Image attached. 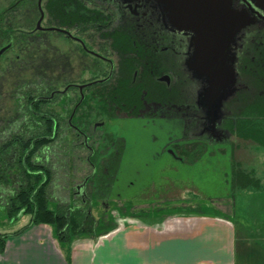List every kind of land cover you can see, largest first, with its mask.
<instances>
[{
	"label": "flooded vegetation",
	"instance_id": "1",
	"mask_svg": "<svg viewBox=\"0 0 264 264\" xmlns=\"http://www.w3.org/2000/svg\"><path fill=\"white\" fill-rule=\"evenodd\" d=\"M48 34L72 40L78 51L91 57L95 69L87 81L63 80L60 86L55 77L47 74V55L43 57L44 64L34 69L40 68L43 88L51 91L36 97L30 93L25 98L32 115L62 124L66 121L69 129L63 124V133L70 131L88 150L85 162L91 171L71 190L73 197L88 204V214L95 199L91 186L95 172L105 155L117 148L113 142L104 147L95 145L103 136L118 138L100 131L105 120L132 117L181 124L180 140L170 141L163 148L175 160L184 162L195 144L198 150L209 143L229 141V120L240 115L245 101L263 92L258 82L264 79V0H2L0 61L10 50L23 51L29 42L38 43ZM1 37L9 39L3 44ZM14 59L8 61V68ZM25 64L22 71L27 69ZM64 64L61 60L59 68ZM209 66L222 72L230 68L235 78L233 91L222 100L221 114L213 123L208 110L200 104L206 102L198 94L208 84L205 78L194 75L208 71L205 68ZM124 69L133 70L131 81L141 90L140 103H126L123 110L116 108L111 116L99 107L95 87ZM16 80V90L12 89L10 96L14 98L32 86L28 78ZM1 89L5 86H0V96ZM92 112L99 120L91 124ZM187 132L193 140L185 139ZM95 155L97 161L92 162Z\"/></svg>",
	"mask_w": 264,
	"mask_h": 264
},
{
	"label": "rangeland",
	"instance_id": "2",
	"mask_svg": "<svg viewBox=\"0 0 264 264\" xmlns=\"http://www.w3.org/2000/svg\"><path fill=\"white\" fill-rule=\"evenodd\" d=\"M1 40L3 44L7 41L2 37ZM35 42H29V47L23 51L19 48L10 50L0 61V86H5V89H1L0 96V123L4 120V115L7 118L13 115L8 109L11 104H16L17 97H10L7 93H11L12 89L13 92L16 90L14 82L17 78L35 79L34 72H38L40 68L35 70L34 67L44 64L43 57L48 55L51 72L47 74L55 77L60 86L63 80L82 82L92 77L95 69L91 57L78 51V46L69 38L48 34L42 41ZM11 59H14V63L8 68L7 64ZM61 60L65 64L59 68ZM23 64L27 65V69L22 71ZM88 105L82 109H86ZM91 117V124L99 120L93 112ZM180 126L177 123L158 120L153 122L145 118L120 117L105 120L100 131L121 138L123 142L118 169L108 197L92 199V222H88V230L71 238L95 239L129 220H146L159 224L171 211L180 217L196 216L202 211L216 215L230 214L231 223L236 226L239 260L243 263L264 264V192L252 187L233 190L232 176L233 164L237 163L242 170L250 172L264 183V147L231 132L229 141L209 143L204 149L199 144L198 150H195L197 144L192 149L187 146L188 156L191 158L196 151L200 153L195 161L182 162L175 160L163 148L170 141L174 143L180 140ZM67 134L71 139V132L67 131ZM184 135L186 140H193L188 132ZM95 143L100 147L110 144L104 136ZM76 152L69 162L64 158L66 163L57 168L56 184L65 188L72 187V191L91 171L85 162L88 150L83 146ZM58 163L56 162L57 167ZM60 187L57 189L53 186L52 195L56 200H65L67 198H64ZM55 199L51 198L49 201L51 210L57 207ZM72 199L79 203L81 201L76 197ZM3 210L5 211L4 208ZM4 211H0V218L5 217L6 222H11ZM26 215L30 216L24 214L22 217ZM47 225L53 226L56 234L55 226Z\"/></svg>",
	"mask_w": 264,
	"mask_h": 264
},
{
	"label": "trees",
	"instance_id": "3",
	"mask_svg": "<svg viewBox=\"0 0 264 264\" xmlns=\"http://www.w3.org/2000/svg\"><path fill=\"white\" fill-rule=\"evenodd\" d=\"M132 72V69L120 70L114 78L95 87V94L100 100L99 107L104 113L113 116L114 109L123 110L126 103L131 105L140 103L141 90L136 89L134 82L131 81ZM34 75L35 79H30L32 86L20 91L16 104H11L8 109L16 114L0 123V206L5 209L6 215L12 221L29 214L31 225L53 224L57 231V239L62 243H69L72 236L88 230L87 224L92 220L87 213L88 204L72 199V187L65 188L56 184L57 168L66 163L64 158L69 162L70 158L75 156V152H79L81 146L77 136L71 135L70 139L67 133H63V124L66 125V130L69 129L66 121L62 124L52 118L45 120L44 117L43 120L29 111L25 98H29L30 93H34L36 97L37 94L51 91L43 88V73L34 72ZM262 81L261 84L258 82V87H261L263 92L256 93L245 101L240 115L237 114L234 119L229 120V128L237 136L250 139L264 147ZM7 94L12 95L10 92ZM108 141L113 142L117 148L116 151L105 155L104 162L99 164L95 172L93 178L95 181L91 186L93 198L97 200L107 198L123 148L122 141L118 138L109 137ZM199 153L200 151L193 153L192 158L186 153V160L195 161ZM97 158L96 155L92 156L91 161L96 162ZM53 160L59 162L58 167ZM232 176L233 190L252 187L262 189L264 192V183L250 172L242 170L237 163L233 164ZM53 186L57 189L60 187L64 198L67 199L56 200L52 195ZM51 198L57 201L55 210L48 206ZM6 236L0 234V250L3 249Z\"/></svg>",
	"mask_w": 264,
	"mask_h": 264
},
{
	"label": "crops",
	"instance_id": "4",
	"mask_svg": "<svg viewBox=\"0 0 264 264\" xmlns=\"http://www.w3.org/2000/svg\"><path fill=\"white\" fill-rule=\"evenodd\" d=\"M171 212L159 224L129 220L95 239L78 237L69 243L60 242L51 225H31L28 215L11 222L0 218V234L7 235L0 264L243 263L230 214L202 211L180 217Z\"/></svg>",
	"mask_w": 264,
	"mask_h": 264
},
{
	"label": "water",
	"instance_id": "5",
	"mask_svg": "<svg viewBox=\"0 0 264 264\" xmlns=\"http://www.w3.org/2000/svg\"><path fill=\"white\" fill-rule=\"evenodd\" d=\"M244 23H242L243 25ZM224 28L227 30L226 26ZM222 32V29L219 31ZM2 51H0V54ZM202 58L200 59V61ZM201 66V64H200ZM202 68V67H201ZM208 71H197L194 75L198 78H205L208 84L207 88H202L199 91V98L206 103H200L208 111L210 122L213 121L221 114L219 107L221 106L222 100H224L232 91L234 84V72L232 69H227L225 72L221 70L214 71L211 66L206 67Z\"/></svg>",
	"mask_w": 264,
	"mask_h": 264
}]
</instances>
